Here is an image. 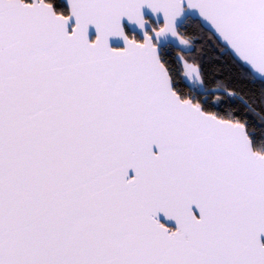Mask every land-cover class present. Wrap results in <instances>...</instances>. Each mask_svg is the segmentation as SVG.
<instances>
[{
	"label": "snow or ice",
	"instance_id": "6c2138e0",
	"mask_svg": "<svg viewBox=\"0 0 264 264\" xmlns=\"http://www.w3.org/2000/svg\"><path fill=\"white\" fill-rule=\"evenodd\" d=\"M198 33L264 84V0H0V264H264V133Z\"/></svg>",
	"mask_w": 264,
	"mask_h": 264
},
{
	"label": "trees",
	"instance_id": "16d2710c",
	"mask_svg": "<svg viewBox=\"0 0 264 264\" xmlns=\"http://www.w3.org/2000/svg\"><path fill=\"white\" fill-rule=\"evenodd\" d=\"M197 35V51L193 56L202 66L204 87L215 90L216 85L220 84L236 92L235 96H228L223 91L217 92L223 101L217 110L222 113L235 111L241 119L247 120L252 130L264 133V84L233 65L228 56L220 52L207 36L202 33ZM185 59L191 62V57L185 56ZM176 70L183 78L182 65L177 64ZM183 79L186 91H196L195 87Z\"/></svg>",
	"mask_w": 264,
	"mask_h": 264
},
{
	"label": "water",
	"instance_id": "95a60500",
	"mask_svg": "<svg viewBox=\"0 0 264 264\" xmlns=\"http://www.w3.org/2000/svg\"><path fill=\"white\" fill-rule=\"evenodd\" d=\"M149 15H151V13H149ZM130 33L131 32H136L137 35H142V33L140 32V30L138 29L137 26L135 25H129L128 26V29H127ZM94 34V32H93ZM112 43L115 45V46H122L123 45V41L120 40V39H117V38H114ZM169 223H172V222H169Z\"/></svg>",
	"mask_w": 264,
	"mask_h": 264
},
{
	"label": "rangeland",
	"instance_id": "374dc122",
	"mask_svg": "<svg viewBox=\"0 0 264 264\" xmlns=\"http://www.w3.org/2000/svg\"><path fill=\"white\" fill-rule=\"evenodd\" d=\"M185 79L187 80V82H189L192 85V81L190 79H187V78H185Z\"/></svg>",
	"mask_w": 264,
	"mask_h": 264
}]
</instances>
